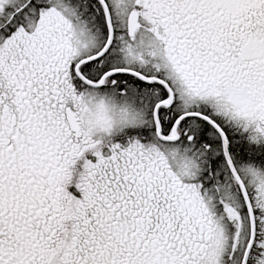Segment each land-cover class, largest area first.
<instances>
[{"label": "snow or ice", "instance_id": "snow-or-ice-1", "mask_svg": "<svg viewBox=\"0 0 264 264\" xmlns=\"http://www.w3.org/2000/svg\"><path fill=\"white\" fill-rule=\"evenodd\" d=\"M0 264H264V0H0Z\"/></svg>", "mask_w": 264, "mask_h": 264}]
</instances>
